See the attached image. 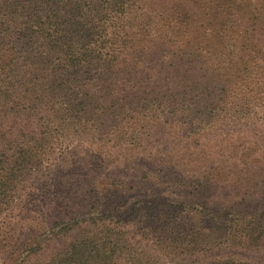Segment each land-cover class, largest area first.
<instances>
[{"label": "trees", "instance_id": "16d2710c", "mask_svg": "<svg viewBox=\"0 0 264 264\" xmlns=\"http://www.w3.org/2000/svg\"><path fill=\"white\" fill-rule=\"evenodd\" d=\"M170 108L237 126L216 134L200 156L175 146L164 156L158 134H141L147 114ZM82 139L86 172L104 165L120 172L133 156L120 158L109 144H132L143 151L138 179L185 176L191 183L181 184L233 202L214 209L211 198L176 201L152 219L153 207L134 201L113 208L126 209L117 221L80 219L93 211L94 195L59 204L53 154ZM263 141L264 0H0V264L36 257L41 264H264V208L225 222L254 196ZM181 164L202 171L185 175ZM262 175L255 184L264 187ZM117 177L107 193L118 189ZM185 208L208 218L182 224ZM81 224L84 239L58 258L47 252L49 241L74 236Z\"/></svg>", "mask_w": 264, "mask_h": 264}, {"label": "rangeland", "instance_id": "374dc122", "mask_svg": "<svg viewBox=\"0 0 264 264\" xmlns=\"http://www.w3.org/2000/svg\"><path fill=\"white\" fill-rule=\"evenodd\" d=\"M186 116L189 117V122H186V120H188L185 119ZM206 118V113L196 114L194 111L182 112L181 110H174L171 108L164 111H160V109L151 111L146 115L148 126L147 128H143L144 130L142 131L141 136L151 138L158 134L160 139L165 143L167 149L164 156H166V153L170 152V149L175 146L191 148L195 151L191 157L195 158L201 155L200 151L202 149L206 150L212 148L211 143L216 138V134L223 131L225 132L226 130V133H232L229 129L237 126L234 124L235 121L230 120L226 121L225 126H218L213 124V122L208 121ZM178 127H185L186 129L179 133H175L174 129ZM86 146H88V141L84 139L71 140L68 144H62L61 147L58 146L53 154V157L55 158L54 161L56 162L55 171H57L56 177L53 178L56 180V186L53 191V196L56 198V201L61 205H72L75 201H81L84 195H94L91 204L88 206L89 210L93 211H89L88 213L79 216L80 219L88 218L90 216H100L103 221H117V218L119 217L118 214L120 215V213L126 212V209L121 206V208H118L115 213L113 208L119 207V205L122 204H132L134 201H140V203L146 208L149 205L152 206L153 214L151 218L157 219L159 216H163L162 212L164 207H166L164 205L168 203H176V201L186 202L191 200L203 201L204 199L211 198L215 199L213 200L212 207L214 209H219L221 208L220 201L226 199V194L223 192L219 193L217 197H212L213 193L209 189H197L195 186L189 184H181L183 182L191 183V181H187L183 178L185 176L163 173L154 176L148 175L143 180L138 179L137 177L140 176H136V169L138 165L143 164V151L141 149H136L138 146L132 144H124L121 146L117 144H109V146H112V148L110 147L112 153H117L120 158L125 155L133 156V159L126 160L128 165L124 164L123 168L120 169V172L109 171L105 165L98 171L90 170L86 172L85 166L79 167L81 162L86 159L84 158V154L87 152L85 149ZM252 159L250 162L253 164ZM61 168H65V170H61ZM66 169H72V171L68 172ZM248 169H251V167H248ZM177 170L183 172L185 175L195 174V176L199 175L202 171L201 168L194 170L191 166H188V164H181ZM73 171H77V174L74 176V179L77 181V192L73 191V188L71 187H74V185L72 181L68 179V177H72ZM263 172L264 171L259 173L258 171H254V169L252 170L254 175H258L255 178L256 181L252 182L249 186L251 187L250 190H254V196L245 200V202H243L244 205L239 207L234 206V212L228 217L231 220H226V223L229 224V222L235 221L234 223L239 224L243 216H240L238 212H246L248 210L253 213L264 208V187L255 184L259 181V177ZM114 175L118 176L116 181L119 179V182L117 183L118 189H111V192L108 191L109 193H107L104 185H109L110 180ZM263 176L264 174L261 178ZM252 179H254L253 176ZM247 188L243 187L242 190ZM233 189L234 188H232L231 191H233ZM29 191L30 189L28 192ZM65 191H69L70 193L67 194ZM28 194L29 193H27L26 197H29ZM229 199L230 202L228 201ZM229 199L226 200L229 203H232L233 199ZM246 205L247 207H245ZM12 212L16 213L17 209H14ZM106 215L109 216L106 217ZM193 215L201 217V219L208 218V216L198 215L194 210H191V208H185L184 211L179 213L177 221H180L182 224H187ZM120 216L125 217L124 215ZM172 218L175 221L176 212L172 215ZM248 219L251 220V218ZM218 221H222V219H219ZM32 224H34V222L31 223L29 229L32 228ZM34 229L38 230L37 227ZM87 229L88 228L84 227V224H81L78 230L75 231L74 236H60L52 239L49 241L50 245L47 252L50 253L54 251L55 258L60 257L64 253V249L67 248L70 243L76 239H84V232H86ZM132 237L134 241L141 242L137 235H133ZM228 239L231 240L234 238L230 236ZM144 245L149 246L151 245V242L146 241ZM222 251L226 253L228 252V248H223ZM23 256L24 255H22V257ZM43 260V257H36L27 260L25 259V262H22L21 264H41ZM19 261L20 259L17 260L15 264ZM1 264H5L4 260H2Z\"/></svg>", "mask_w": 264, "mask_h": 264}]
</instances>
